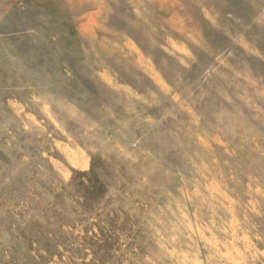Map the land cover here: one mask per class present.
<instances>
[{
    "label": "clouds",
    "instance_id": "clouds-1",
    "mask_svg": "<svg viewBox=\"0 0 264 264\" xmlns=\"http://www.w3.org/2000/svg\"><path fill=\"white\" fill-rule=\"evenodd\" d=\"M0 264H264V0H0Z\"/></svg>",
    "mask_w": 264,
    "mask_h": 264
},
{
    "label": "rangeland",
    "instance_id": "rangeland-1",
    "mask_svg": "<svg viewBox=\"0 0 264 264\" xmlns=\"http://www.w3.org/2000/svg\"><path fill=\"white\" fill-rule=\"evenodd\" d=\"M163 2V0H161V3ZM133 3H135V0H133ZM128 7L130 9H132V15L135 16V9L132 7V4H129ZM156 11L160 14V15H166L164 10L159 6V4L157 5V8H156ZM85 27L87 29H89L90 31L94 32L95 35L98 37V38H103L101 36V33L99 31H97L95 29V26L94 25H89L87 22H85ZM135 47L139 48V45H135ZM142 51V49H141ZM175 51L177 55H180V56H183L186 51H189V49L185 48V47H181L180 43L177 42L175 44V48L174 49H169V53H166V55L170 54L171 52ZM154 61L149 63V62H145L142 60V67H143V71L146 73V74H155L156 73V69L154 67ZM75 155V153H73Z\"/></svg>",
    "mask_w": 264,
    "mask_h": 264
}]
</instances>
